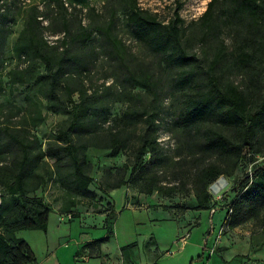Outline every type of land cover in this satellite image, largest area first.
I'll return each instance as SVG.
<instances>
[{"label":"rangeland","instance_id":"obj_1","mask_svg":"<svg viewBox=\"0 0 264 264\" xmlns=\"http://www.w3.org/2000/svg\"><path fill=\"white\" fill-rule=\"evenodd\" d=\"M209 1L137 3L164 23L174 18L180 6L181 42L203 72L222 41L225 57L215 73L244 90L254 109L259 92L251 78L260 73L263 62L259 54L248 66L238 60L237 47L242 43L246 21L233 18L226 24L224 15L229 0H217L212 28L204 27L201 16ZM4 8L10 19L1 57L0 128L12 127L34 144V152L40 146L44 152L47 142L57 140L59 132L69 125L72 101L79 103L82 92L86 103L81 117L96 122L95 132L101 138L108 137L110 130L112 134H127L128 138L115 157L111 149L102 147L104 141L84 151L93 179L90 189L96 194L94 199L63 189L53 174V160L43 155L27 189L29 196L42 197L51 207L47 231L15 233L29 245L35 264H264V206L258 192L246 197L243 222L233 228L223 225L238 180L259 169L262 173L254 178V183L264 188V127L256 139L258 153L254 163L245 156H240L236 164L202 153L200 134H186L181 126L184 101L194 88L179 87L177 80L182 69L173 65L167 54L152 51L138 39L127 21L128 7L120 0H6ZM31 11L46 27L42 32L46 50L55 69H59L55 100L47 91L44 64L32 52L21 53L19 37ZM109 22L112 34L123 44L119 51L110 46L102 32ZM79 24L92 33L85 44L80 42ZM132 75L150 78L154 94L135 86L129 80ZM152 112L158 154L152 164L131 175L136 149L148 131L146 114ZM82 138L86 140L87 135ZM72 140L75 143L77 137ZM11 160V151L0 155V194ZM145 160H149V154ZM210 164L219 166L223 173L218 179L224 178L226 185L212 192L210 186L214 182L210 184L205 209L199 210L204 192L197 179ZM120 182L124 185L119 189H110ZM111 206L116 214L111 221L114 236L102 242L101 248L100 244L86 246L106 236L105 216L101 212ZM124 246L129 247L122 250Z\"/></svg>","mask_w":264,"mask_h":264},{"label":"trees","instance_id":"obj_2","mask_svg":"<svg viewBox=\"0 0 264 264\" xmlns=\"http://www.w3.org/2000/svg\"><path fill=\"white\" fill-rule=\"evenodd\" d=\"M120 1L128 7L127 21L134 27L138 39L152 51L167 54L169 61L182 69L177 85L181 88H194V93L185 99L181 112L183 131L186 134H200L199 148L206 155H215L219 159L227 158L236 164L240 156H245L249 162L254 163L258 153L255 147L256 139L264 127V0H229V8L224 15L226 24L231 23L233 18H242L246 21L242 43L237 47L239 62L248 66L258 54L263 62L260 73L251 78V83L257 85L259 92V101L254 109L249 106L244 90L232 82L223 81V77L215 73L225 57L226 48L222 41L209 68L204 72L195 64V58L187 54L181 42L180 25L183 20L178 12L180 6L176 8L174 18L164 23L155 14L142 9L137 0ZM5 2L6 0H0V69L4 44L9 33L7 24L10 13L4 8ZM216 2L217 0H210L201 16V24L208 29L212 28ZM41 23L38 15L31 11L19 37L20 49L23 54L32 52L44 64L47 91L51 100H55L60 84L59 69H55L54 62L47 53L48 45L42 35L46 27ZM111 25L109 22L103 26L102 32L110 46L119 51L123 44L112 34ZM79 29L80 42L85 44L91 39V30L81 24ZM65 31L68 32V28ZM129 80L135 86L154 94V84L150 78L141 79L132 75ZM67 90L71 101L69 88ZM79 98V103L72 101V120L69 125L59 132L57 140L47 142L44 152L41 146L38 152H34V144L25 135H19L12 127L3 125L0 128V155L12 152L9 171L2 180L4 190L0 194V264L36 263L29 245L23 239L17 238L15 233L20 230L47 231L51 207L42 197L29 196L27 189L43 155L53 160V174L57 176L63 189L81 198L94 199L96 194L90 189L93 179L88 173L84 151L87 147L96 146L104 141L102 147L111 149V155L115 157L126 146L127 134L119 132L112 134L110 130L108 137L101 138L98 132H95L93 125H96V122L91 118L81 117L86 103L82 92L79 93ZM152 103L154 104L155 100ZM154 113L146 114L148 131L142 136L136 149L131 175L140 173L148 164H152L158 154ZM83 135H87L86 140H83ZM73 136L77 137L75 143L72 140ZM147 154L148 161L145 160ZM254 170L236 183L237 191H234L223 219V225L227 224L229 228L244 221L245 218L242 216L244 201L250 193L258 192L261 205L264 206V188L254 183V178L262 171ZM222 173L217 164H210L200 171L197 181L204 192V201L200 202L199 210L205 209L204 205L209 199L207 187ZM43 180L42 175L41 184ZM122 185L123 182H120L110 189H119ZM101 214L105 216L104 227L107 234L99 240L88 242L86 246L106 242L112 234L111 221L116 215L114 206Z\"/></svg>","mask_w":264,"mask_h":264},{"label":"water","instance_id":"obj_3","mask_svg":"<svg viewBox=\"0 0 264 264\" xmlns=\"http://www.w3.org/2000/svg\"><path fill=\"white\" fill-rule=\"evenodd\" d=\"M217 185V186H216ZM226 185V180L224 178H219L218 180H216L211 186H210V190L212 192H216L218 191L220 188H222L223 186Z\"/></svg>","mask_w":264,"mask_h":264},{"label":"crops","instance_id":"obj_4","mask_svg":"<svg viewBox=\"0 0 264 264\" xmlns=\"http://www.w3.org/2000/svg\"><path fill=\"white\" fill-rule=\"evenodd\" d=\"M113 224H114V223H113ZM111 229H112V234L110 235V238L114 236L113 225H112ZM99 248H101V244H100Z\"/></svg>","mask_w":264,"mask_h":264},{"label":"built area","instance_id":"obj_5","mask_svg":"<svg viewBox=\"0 0 264 264\" xmlns=\"http://www.w3.org/2000/svg\"><path fill=\"white\" fill-rule=\"evenodd\" d=\"M211 213H213V210L211 211ZM220 234H221V230L219 229V231H218V233H217V238H219L220 237Z\"/></svg>","mask_w":264,"mask_h":264},{"label":"bare ground","instance_id":"obj_6","mask_svg":"<svg viewBox=\"0 0 264 264\" xmlns=\"http://www.w3.org/2000/svg\"><path fill=\"white\" fill-rule=\"evenodd\" d=\"M217 186V185H216Z\"/></svg>","mask_w":264,"mask_h":264}]
</instances>
